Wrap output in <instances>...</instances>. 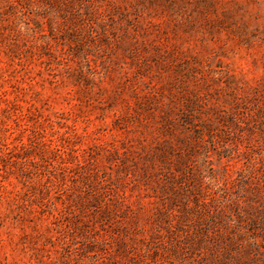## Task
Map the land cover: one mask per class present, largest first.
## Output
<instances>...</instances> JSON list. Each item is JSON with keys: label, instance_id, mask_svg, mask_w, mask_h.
Returning a JSON list of instances; mask_svg holds the SVG:
<instances>
[{"label": "rangeland", "instance_id": "obj_1", "mask_svg": "<svg viewBox=\"0 0 264 264\" xmlns=\"http://www.w3.org/2000/svg\"><path fill=\"white\" fill-rule=\"evenodd\" d=\"M0 264H264V0H0Z\"/></svg>", "mask_w": 264, "mask_h": 264}]
</instances>
